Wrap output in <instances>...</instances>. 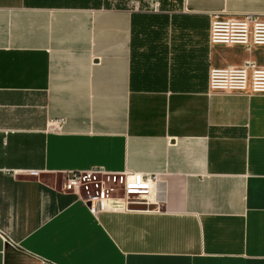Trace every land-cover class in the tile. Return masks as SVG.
Returning a JSON list of instances; mask_svg holds the SVG:
<instances>
[{
	"label": "crops",
	"instance_id": "obj_1",
	"mask_svg": "<svg viewBox=\"0 0 264 264\" xmlns=\"http://www.w3.org/2000/svg\"><path fill=\"white\" fill-rule=\"evenodd\" d=\"M243 13L264 0H0V264H264V94L208 90L264 66L209 40ZM95 167L157 173L152 211L63 189Z\"/></svg>",
	"mask_w": 264,
	"mask_h": 264
},
{
	"label": "built area",
	"instance_id": "obj_2",
	"mask_svg": "<svg viewBox=\"0 0 264 264\" xmlns=\"http://www.w3.org/2000/svg\"><path fill=\"white\" fill-rule=\"evenodd\" d=\"M209 40L223 45H241L247 51L253 46H264V18L255 13H243L227 18L218 14L210 20ZM209 92L241 93L247 96L264 94V66L246 59L239 66L214 67L208 73ZM64 119L48 121L47 129L59 131ZM15 175L19 171L13 172ZM36 175L37 171H30ZM157 173L132 170L109 172L102 167L84 171H67L63 189L76 193L92 213L99 211H152L156 204L153 188ZM144 209H135L134 207Z\"/></svg>",
	"mask_w": 264,
	"mask_h": 264
},
{
	"label": "trees",
	"instance_id": "obj_3",
	"mask_svg": "<svg viewBox=\"0 0 264 264\" xmlns=\"http://www.w3.org/2000/svg\"><path fill=\"white\" fill-rule=\"evenodd\" d=\"M112 0H103V4L105 5H109L111 3ZM163 1H166V0H163ZM168 1H171V0H168ZM178 1V0H177Z\"/></svg>",
	"mask_w": 264,
	"mask_h": 264
},
{
	"label": "water",
	"instance_id": "obj_4",
	"mask_svg": "<svg viewBox=\"0 0 264 264\" xmlns=\"http://www.w3.org/2000/svg\"><path fill=\"white\" fill-rule=\"evenodd\" d=\"M134 208L135 209H144L143 207H139V206L138 207H134Z\"/></svg>",
	"mask_w": 264,
	"mask_h": 264
},
{
	"label": "rangeland",
	"instance_id": "obj_5",
	"mask_svg": "<svg viewBox=\"0 0 264 264\" xmlns=\"http://www.w3.org/2000/svg\"><path fill=\"white\" fill-rule=\"evenodd\" d=\"M262 56H264V51H261V53H260Z\"/></svg>",
	"mask_w": 264,
	"mask_h": 264
}]
</instances>
